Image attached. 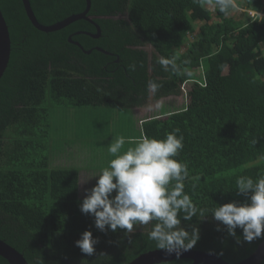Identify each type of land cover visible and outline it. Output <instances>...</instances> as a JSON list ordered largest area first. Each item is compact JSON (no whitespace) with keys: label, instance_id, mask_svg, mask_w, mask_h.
<instances>
[{"label":"trees","instance_id":"16d2710c","mask_svg":"<svg viewBox=\"0 0 264 264\" xmlns=\"http://www.w3.org/2000/svg\"><path fill=\"white\" fill-rule=\"evenodd\" d=\"M243 1L255 13L247 22L230 16L233 9L221 12L215 0H91L89 15L99 17L103 37H73L86 49L98 45L111 55L87 56L68 39L94 29L86 20L45 33L32 25L22 0H0L11 36L10 62L0 79V239L29 264H129L158 249L147 234L159 221L134 225L131 233L98 229L95 217L81 211V170L52 165L50 151L58 133L54 124L66 133L67 117L87 118L83 112L62 116L60 110L141 108L150 98L147 82L155 79L162 85L155 100L185 94L189 101L144 119L127 141L163 139L179 129L184 146L177 158L188 164L185 191L197 213L190 220L178 213L177 227L190 234L199 229L192 250L229 263L248 258L264 237L243 242L238 228L237 243L212 212L224 203L246 202L235 187L238 177L264 175V2ZM30 3L46 26L87 7L86 0ZM160 58L174 64L162 66ZM86 230L98 239L92 255L76 246ZM191 263L184 258L157 264ZM0 264L9 263L0 256Z\"/></svg>","mask_w":264,"mask_h":264},{"label":"clouds","instance_id":"9594fccd","mask_svg":"<svg viewBox=\"0 0 264 264\" xmlns=\"http://www.w3.org/2000/svg\"><path fill=\"white\" fill-rule=\"evenodd\" d=\"M215 4L225 14L236 8L235 0H215ZM158 62L165 67L174 64V60L166 58H160ZM184 72L187 73V69ZM146 87L152 97L162 85L149 79ZM178 132L179 129H175L163 139L144 136L135 142L134 147L123 152V136L115 138L109 145L108 151L114 158L101 170L96 185L81 204L83 213L95 217L98 229L103 231L107 226L112 231L123 229L131 233L134 225H148L156 220L159 222L147 234L148 239L155 241L156 247L166 254L179 256L197 244L199 229H193L190 234L177 227L181 223L178 213L183 212L187 220L197 213L190 194L185 191L188 164L177 158L184 146L183 135H177ZM173 181L174 186L169 188ZM235 187L248 198L246 202L224 203L213 208L212 212L216 220L227 226L228 234L235 237L237 243L242 242L237 236L238 228L242 229L243 242L251 243L264 237V175L255 180L240 176ZM114 191L115 195H112ZM97 243L93 233L86 230L76 241V246L82 253L92 255Z\"/></svg>","mask_w":264,"mask_h":264},{"label":"rangeland","instance_id":"374dc122","mask_svg":"<svg viewBox=\"0 0 264 264\" xmlns=\"http://www.w3.org/2000/svg\"><path fill=\"white\" fill-rule=\"evenodd\" d=\"M264 2V0H262ZM236 8L230 16L243 22L249 21L254 12H248L243 0H235ZM208 8L213 10V5ZM195 34L190 35L192 40ZM146 49L153 52L151 46ZM188 98L185 94L179 96H168L160 100L150 97L144 107L132 109H62L58 113L71 115L73 112H83L85 119L68 118V130L63 133L60 124H54V137L50 140V151L52 165L57 167H75L81 170L80 174V197L85 198L96 185L101 170L107 167L114 156L109 153L108 148L115 138L123 136L125 144L121 151L134 147L135 143H129L127 136L136 135L142 121L161 113L182 109L186 106ZM53 124V123H52ZM62 131V133H61ZM112 195H115V191Z\"/></svg>","mask_w":264,"mask_h":264},{"label":"water","instance_id":"95a60500","mask_svg":"<svg viewBox=\"0 0 264 264\" xmlns=\"http://www.w3.org/2000/svg\"><path fill=\"white\" fill-rule=\"evenodd\" d=\"M28 19L31 21L32 25L39 31L45 33L56 32L61 29L66 28L70 24L78 20L90 19L87 17L91 9V0H86L87 7L84 12L80 14L71 15L64 20L56 22L52 25L46 26L41 24L34 14L31 7L30 0H22ZM98 28V25H95ZM100 30V28H99ZM97 37V36H94ZM79 45L78 43H75ZM99 51L109 54L107 51L98 49ZM11 58V36L7 21L4 17L2 9L0 7V79L4 75ZM0 256L3 257L9 264H29L22 253L17 249L9 245L4 240L0 239ZM190 259L193 264H261L264 259V241L257 247V249L246 259L238 263H229L217 256L215 253L200 251V250H188L181 252L179 256L176 254L168 255L160 249H156L132 260L129 264H157L162 262L173 261L174 259Z\"/></svg>","mask_w":264,"mask_h":264},{"label":"flooded vegetation","instance_id":"af4514ba","mask_svg":"<svg viewBox=\"0 0 264 264\" xmlns=\"http://www.w3.org/2000/svg\"><path fill=\"white\" fill-rule=\"evenodd\" d=\"M90 12V11H89ZM87 17L90 19V21H87L86 20V22H88V23H90L93 27H94V29L92 30L91 28V30H78V31H75L74 33H72V34H70L69 35V41H70V43H73L74 44V46L75 45H77V44H75V43H78L79 45H77L78 46V48L79 49H81V51L84 53V54H86L87 56H93L96 52H101V51H99L98 49H102L101 47H99L98 45H94L93 47H91V48H89V49H86V48H84L83 46H82V44L77 40V39H75L73 36H79L80 34H83V35H85V36H87V37H91V38H93V39H97V40H101L102 39V37H103V35H102V29H101V27L99 26V24H97L96 23V19L97 18H99V17H97V16H94V15H89V13L87 14ZM95 25H98V28H97V26H95ZM99 28H100V30H99ZM94 36H97V37H94ZM76 46V47H77ZM103 50V49H102ZM105 51V50H104ZM103 53V52H102ZM109 53V52H108ZM105 54V53H104ZM109 55V54H108ZM73 58L74 59H76L77 60V62L79 63V64H83L84 62H83V60H82V58L79 56V55H75V56H73ZM85 66H86V64H85ZM190 260V259H189ZM191 264H193V263H191Z\"/></svg>","mask_w":264,"mask_h":264}]
</instances>
